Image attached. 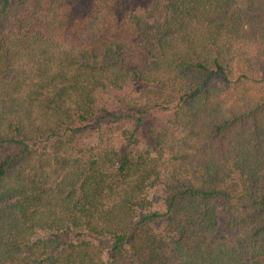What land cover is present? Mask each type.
<instances>
[{"label":"trees","instance_id":"trees-1","mask_svg":"<svg viewBox=\"0 0 264 264\" xmlns=\"http://www.w3.org/2000/svg\"><path fill=\"white\" fill-rule=\"evenodd\" d=\"M0 264H264V0H0Z\"/></svg>","mask_w":264,"mask_h":264}]
</instances>
